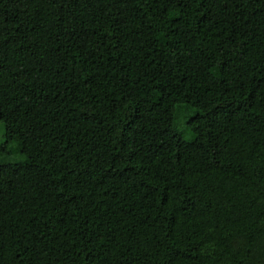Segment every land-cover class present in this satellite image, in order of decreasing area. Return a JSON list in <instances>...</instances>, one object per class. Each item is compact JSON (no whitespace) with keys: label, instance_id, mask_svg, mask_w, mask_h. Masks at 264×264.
Instances as JSON below:
<instances>
[{"label":"trees","instance_id":"obj_1","mask_svg":"<svg viewBox=\"0 0 264 264\" xmlns=\"http://www.w3.org/2000/svg\"><path fill=\"white\" fill-rule=\"evenodd\" d=\"M1 124L0 264H264V0H0Z\"/></svg>","mask_w":264,"mask_h":264},{"label":"rangeland","instance_id":"obj_2","mask_svg":"<svg viewBox=\"0 0 264 264\" xmlns=\"http://www.w3.org/2000/svg\"><path fill=\"white\" fill-rule=\"evenodd\" d=\"M179 128H181V126L179 125ZM5 141V136H4V127L1 124L0 125V142H4Z\"/></svg>","mask_w":264,"mask_h":264}]
</instances>
